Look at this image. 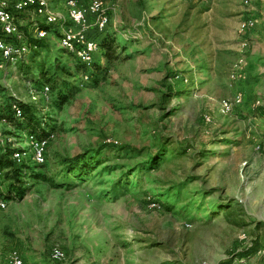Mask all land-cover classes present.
<instances>
[{
	"label": "rangeland",
	"instance_id": "374dc122",
	"mask_svg": "<svg viewBox=\"0 0 264 264\" xmlns=\"http://www.w3.org/2000/svg\"><path fill=\"white\" fill-rule=\"evenodd\" d=\"M66 1L50 3L65 16ZM104 3L111 15L107 33L124 40L126 49L117 60L102 51L96 56L104 68L98 83L81 86L85 70L77 72L80 65L60 47L57 28L46 26L51 35L38 59L0 69V107L11 97L32 103L34 62L47 54L44 65L54 70L58 55L77 73L59 71L72 91L60 108L53 106L58 91L45 83L51 99L39 104V118H49L54 138L42 172L54 176L61 158L108 144L124 152L104 166L119 167L71 189L34 181L24 198L8 197V208L0 210V264H11L14 253L23 264H230L231 254L254 237L262 247L248 264H264V2L252 8L243 0ZM248 17L258 25L242 34L239 24ZM18 18L26 33L36 20L33 12ZM244 40L249 46L242 50ZM240 56L244 77L232 82ZM237 94L243 103L221 115L220 101ZM176 147H189L188 154L171 160ZM163 148V165L131 174ZM127 171L128 192L114 198L110 186ZM8 184L2 182L5 193ZM233 199L245 209L243 226L221 210L207 217ZM54 248L64 252L62 262L52 260Z\"/></svg>",
	"mask_w": 264,
	"mask_h": 264
},
{
	"label": "trees",
	"instance_id": "16d2710c",
	"mask_svg": "<svg viewBox=\"0 0 264 264\" xmlns=\"http://www.w3.org/2000/svg\"><path fill=\"white\" fill-rule=\"evenodd\" d=\"M92 21L93 20L91 19V22ZM45 28L51 32L49 27ZM88 37L89 39L96 41L100 45V52L102 51L104 53V57L108 61L117 60L121 55L122 50L126 49V46H124L126 42L124 40L120 41L115 36L108 34L107 30H105L104 32H99L96 28H92L88 33ZM46 39L36 40L34 38H30L29 43L31 48L26 58H31L33 61L38 59L39 55H42V53L45 52L44 40ZM129 39L134 38L130 36ZM70 55L77 61L75 56H73L72 54ZM46 56L48 55L46 54L43 60L34 62L38 77L34 74L31 79L36 82L37 88H41L42 86L46 85L45 83H48L52 86L53 91H58L57 98L53 102V106L56 108H60L62 105L67 103L69 95L72 94V91L69 92V84L65 82V80H63V77L59 74L60 70L70 76H73L75 73L83 71L84 69L85 73L83 74H89L90 79H93L96 84L98 83L96 78H98L99 75L102 74L104 69L99 64V62H97V57H95L91 69H87L84 65L80 64L77 61L80 66L78 67L77 72L74 73L69 69L68 66H66V64H60L62 62V58L58 57V55H55L53 57V67L55 68H53L54 70H52V66L51 68H47L46 65H44L45 63H47ZM22 63L23 65H25L24 62ZM50 74L51 76H49ZM191 83H193V81ZM185 91L186 88L179 91V95L181 96V98L185 96ZM40 103H27L14 97H11L10 100L2 103V106L0 107V123L5 126V130L1 133L3 135L11 137H19L22 133H32L35 134L39 139L47 137V133L49 132L53 134L54 126L50 125V122L48 120L49 118H39V115L43 113V111L40 110L39 107ZM15 108L19 109L22 112L21 118L16 117ZM188 150L189 147H176L172 149L171 153L168 154L171 155L170 157L172 160L178 158L179 156L187 155ZM13 152H15V150L9 149L0 153V177L3 179V183H9L8 193H6L7 198L11 196L16 198H24L29 191L30 183L34 181H44L50 183L55 187H66L68 189L78 187L81 183L95 178L98 173L101 174L104 171L109 172L115 167H119V164L107 166L104 165L123 156L122 153L124 152V149H119L115 145L108 144L96 149L89 150L85 153L78 154L74 157L61 158L59 162L61 168L56 172L54 176H48V174L42 172V169L45 168L46 164L43 166H36L33 164L18 166L16 161L13 160ZM137 152L141 153L140 151ZM164 152L165 148H163V150H161L156 155L149 156V159L145 163H141L136 168L131 169V174L144 171L150 173L158 169L165 163ZM201 153L202 155H204L205 151H202ZM99 168L101 169L100 172H96ZM128 171L111 184V190L109 193L114 198L121 197L128 192V188L130 187V182L128 179L130 172ZM94 172L96 173L93 174ZM214 209L215 212H212V210L205 212L207 217L212 218L214 215H216L217 210H221L223 211L222 213H225L224 215L229 218L232 216H237L236 220L231 221L233 225L243 226L245 224V209L243 205H241L235 199L227 200V202L218 204ZM261 247L262 243L260 239L258 237H254L248 246L243 249L236 250L231 254V258L229 259L231 260L230 264H233L237 260L249 259Z\"/></svg>",
	"mask_w": 264,
	"mask_h": 264
},
{
	"label": "built area",
	"instance_id": "2783aa9c",
	"mask_svg": "<svg viewBox=\"0 0 264 264\" xmlns=\"http://www.w3.org/2000/svg\"><path fill=\"white\" fill-rule=\"evenodd\" d=\"M258 2L264 0H243L246 8H252ZM67 15H62L54 10L50 0H0V69L7 65L17 66L25 61L30 52V43L28 35L36 40L49 38L51 32L46 26L57 28L59 33V45L69 54L75 56L77 61L87 69L92 68L96 55L100 53V45L89 39L88 33L92 28L99 32H104L110 25V8L106 9L102 0H89L82 2L80 0H67ZM33 12L36 20L30 25L27 33L23 31L18 15L29 14ZM38 18L42 22L38 21ZM91 19L93 20L91 22ZM43 24V25H42ZM258 25V20L254 17H248L239 24V32L242 34L251 31ZM249 46L247 41L240 45L242 50ZM245 59L240 56L233 64L230 71V81L238 82L244 77ZM90 81L89 74H82L80 83L83 87ZM29 94L33 103H49L51 99L50 87L45 85L37 88L30 83ZM243 103V96L237 94L233 99H222L219 103V112L223 116L230 115L234 108ZM16 109V117L21 118L22 112ZM205 123L212 122L209 115L204 116ZM54 135L49 132L47 137L39 139L35 134L22 133L19 137L3 135L0 132V147L3 151L9 149L13 152V160L18 166L33 164L43 166L46 164L47 150L49 142ZM2 178L0 177V210L5 211L9 206L7 195L2 189ZM245 238V236H243ZM51 258L55 262H62L65 259L64 252L59 248H54L51 252ZM248 259L235 261L236 264H248ZM11 264H23V260L13 254L10 259Z\"/></svg>",
	"mask_w": 264,
	"mask_h": 264
},
{
	"label": "crops",
	"instance_id": "0c3cea01",
	"mask_svg": "<svg viewBox=\"0 0 264 264\" xmlns=\"http://www.w3.org/2000/svg\"><path fill=\"white\" fill-rule=\"evenodd\" d=\"M20 23H21V25H22L23 27H24V24H26V22H25V21H23V22H22V21H20ZM30 83H31V82H30ZM30 83H29V84H30ZM31 84H32V83H31ZM237 261H238V260H237ZM248 261H250V260L248 259V260H247V262H248Z\"/></svg>",
	"mask_w": 264,
	"mask_h": 264
}]
</instances>
